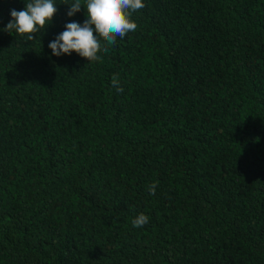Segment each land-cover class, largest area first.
Segmentation results:
<instances>
[{
    "label": "trees",
    "instance_id": "16d2710c",
    "mask_svg": "<svg viewBox=\"0 0 264 264\" xmlns=\"http://www.w3.org/2000/svg\"><path fill=\"white\" fill-rule=\"evenodd\" d=\"M26 2L0 0V264H264V0H144L102 62L48 47L74 0L4 31Z\"/></svg>",
    "mask_w": 264,
    "mask_h": 264
},
{
    "label": "clouds",
    "instance_id": "9594fccd",
    "mask_svg": "<svg viewBox=\"0 0 264 264\" xmlns=\"http://www.w3.org/2000/svg\"><path fill=\"white\" fill-rule=\"evenodd\" d=\"M69 6L67 15L73 17L86 9V20L83 25L78 22H69L65 30L49 43L48 47L55 56L71 55L73 52L86 58L90 62H102V53H107L110 47L115 46L118 38H124L129 32L138 28L133 14L146 5L144 0H74ZM58 11L54 0H30L26 8L21 11L10 10L12 20L4 31L27 37L31 41L36 39V34L46 30L53 22ZM112 85L118 92H123L119 87V77L114 75ZM158 183V182H157ZM157 183L149 187V192L155 195ZM149 222V217L140 213L131 223L136 228H141Z\"/></svg>",
    "mask_w": 264,
    "mask_h": 264
}]
</instances>
